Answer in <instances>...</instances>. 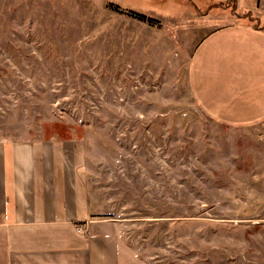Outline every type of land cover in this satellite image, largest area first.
Listing matches in <instances>:
<instances>
[{"label": "rangeland", "instance_id": "obj_1", "mask_svg": "<svg viewBox=\"0 0 264 264\" xmlns=\"http://www.w3.org/2000/svg\"><path fill=\"white\" fill-rule=\"evenodd\" d=\"M264 0H0V140L83 143L117 264H264V126L200 107L192 53Z\"/></svg>", "mask_w": 264, "mask_h": 264}, {"label": "crops", "instance_id": "obj_2", "mask_svg": "<svg viewBox=\"0 0 264 264\" xmlns=\"http://www.w3.org/2000/svg\"><path fill=\"white\" fill-rule=\"evenodd\" d=\"M191 58L202 110L228 126H264V24L205 33ZM77 138L0 140V264H117L115 224L91 216Z\"/></svg>", "mask_w": 264, "mask_h": 264}]
</instances>
